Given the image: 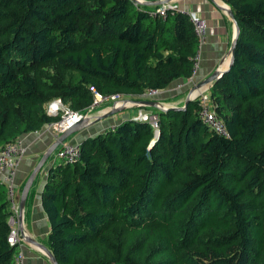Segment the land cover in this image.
Returning a JSON list of instances; mask_svg holds the SVG:
<instances>
[{
	"label": "trees",
	"instance_id": "1",
	"mask_svg": "<svg viewBox=\"0 0 264 264\" xmlns=\"http://www.w3.org/2000/svg\"><path fill=\"white\" fill-rule=\"evenodd\" d=\"M223 2L238 34L208 98L228 136L191 99L154 107L151 145L155 127L132 116L83 137L41 188L59 264H264V0ZM196 42L183 12L131 0H0V146L58 120L51 97L83 113L89 85L143 95L188 78ZM9 214L0 181V264L16 251Z\"/></svg>",
	"mask_w": 264,
	"mask_h": 264
},
{
	"label": "crops",
	"instance_id": "2",
	"mask_svg": "<svg viewBox=\"0 0 264 264\" xmlns=\"http://www.w3.org/2000/svg\"><path fill=\"white\" fill-rule=\"evenodd\" d=\"M174 2L178 9L195 11L205 20L207 26L206 39L201 45L199 67L192 75L191 81L187 78L173 80L170 82V85L161 88L155 96V99L162 102L176 101L177 103H181L191 83L205 78L216 68L223 70L228 67L229 47L233 38L234 25L225 9L222 8L223 3L221 0H174ZM154 7L155 5H148L146 9L152 10ZM113 116L115 114L95 120L80 128L79 131H75L70 135L69 140L79 142L83 137L110 127L123 119L119 118V116L112 119ZM19 139L26 147V154L19 161L14 175L18 204L22 187L30 171L39 159L42 151L52 141L50 130L45 127H42L37 133H24L19 136ZM41 167L34 175L28 187L22 209L21 226L26 235L49 248L47 235L50 226L41 205V188L45 180L48 165L40 173ZM16 226H18L17 222ZM16 249L21 251L24 264H51L47 255L43 253L46 252L45 249L36 245L33 241L23 238Z\"/></svg>",
	"mask_w": 264,
	"mask_h": 264
},
{
	"label": "built area",
	"instance_id": "3",
	"mask_svg": "<svg viewBox=\"0 0 264 264\" xmlns=\"http://www.w3.org/2000/svg\"><path fill=\"white\" fill-rule=\"evenodd\" d=\"M167 9H173L181 11L188 16L189 21L192 24L194 34L196 36V48L193 55L190 59L192 73L187 78L191 81L192 75L199 67V59L201 53V45L205 42L207 26L205 20L199 16L195 11L178 9L174 0H170L166 3L155 6L152 10V14H159L161 16L165 15ZM194 83H191L193 85ZM190 85V86H191ZM207 88L205 87L200 92L193 95V99H197L200 102V108L198 111L199 118L201 121L212 128L221 136H228V131L223 119L216 114L214 109L211 107L208 98ZM89 89L92 93V101L89 105V108L85 112H79L77 110L69 109L67 106L63 105L59 99H54L47 103V106L44 107V110L49 115H59V119L56 121H50L45 123L43 127L50 130L54 134L53 138L62 131L63 128L70 125L72 122L76 121L83 114L87 113L90 110L94 109L101 104L98 109H108L112 103L118 105L117 102L121 103L122 95L119 93H101L94 86L89 85ZM159 88H147L143 92L145 98H155L159 93ZM129 105V102H126V106ZM133 118L139 120H147L155 128L156 126V114L149 113L146 111L138 110ZM40 130V129H39ZM39 130H34L32 132L37 133ZM26 151V147L22 144L19 137L5 142L0 146V181L4 183L6 189V195L9 200V210L10 214L7 216V223L9 230L7 233V241L9 245L19 246L20 241L23 239L18 232V227L16 226L17 214H18V195L14 185V175L16 167L19 161L22 159ZM54 158L58 161L63 162H74L80 156L79 142H72L70 140L62 141L53 151ZM54 162V159L52 160ZM12 264H24L23 255L19 249H16L12 257Z\"/></svg>",
	"mask_w": 264,
	"mask_h": 264
},
{
	"label": "water",
	"instance_id": "4",
	"mask_svg": "<svg viewBox=\"0 0 264 264\" xmlns=\"http://www.w3.org/2000/svg\"><path fill=\"white\" fill-rule=\"evenodd\" d=\"M131 1L134 2L135 4L157 6V5L166 3L170 0H131ZM221 2L223 3L222 8L225 9V11L229 15V17L232 20L233 25H234L233 38L231 40L230 47H229V59H228V67H229V65L232 62V56H233V52H234L236 37L238 34V25H237V22L233 16L232 11L230 10L229 6L225 2H223V0H221ZM227 68H225L223 70L216 68L209 75H207L205 78H203V79L195 82L193 85H191L188 88V90L184 96V99L182 101V105H166L162 101L155 99V98H152V99L151 98L131 99V98L127 97V98H123L121 100V103L118 105H114V103H112L111 106L108 109H104V111L92 113V114L87 112V113L83 114L80 118H78L76 121L72 122L70 125L63 128L62 131H60L52 139V141L47 145V147L42 151L39 159L37 160V162L33 166L32 170L30 171V173H29V175H28V177H27V179H26V181L22 187L20 197H19V207H18L19 209H18V214H17V225H18L17 227H18V232H19L20 236H22L23 238H25L29 241H33L36 245L40 246L41 248H44L46 252H43V253H45L47 255L51 264H59L49 248L45 247L44 245L40 244L38 241L34 240L33 238H31L25 234V232L23 231V227L21 226L22 225L21 223H22V209H23V204H24V200H25V196H26L28 187H29L34 175L40 169V167L44 164L47 157L52 153V151L62 141L66 140L75 131L79 130L80 128H82L88 124H90L91 122H93L95 120H99L101 118H105L111 114L118 112L119 110H121L123 107L126 106V102L131 101L133 103H137V104H141V105L152 106V107L158 108L160 110H166L169 108L182 109L185 107V105L187 104V102L189 100L193 99V93L195 92V90L197 88H199L200 86L206 85V84H207V87H209ZM157 125H158V121H156V126ZM158 134H159V131L156 127L154 130V137L149 142V145H151L153 143L155 138H157ZM79 143H80V141H79Z\"/></svg>",
	"mask_w": 264,
	"mask_h": 264
},
{
	"label": "rangeland",
	"instance_id": "5",
	"mask_svg": "<svg viewBox=\"0 0 264 264\" xmlns=\"http://www.w3.org/2000/svg\"><path fill=\"white\" fill-rule=\"evenodd\" d=\"M142 5V4H141ZM145 8H147V6L148 5H143ZM55 71H52L51 72V70H50V73H54ZM171 84V83H170ZM189 88V87H188ZM188 88H187V90H188ZM187 92V91H186ZM207 92H208V88H207ZM143 95H135V94H127V95H122V98H131V99H135V98H143L142 97ZM145 98V97H144ZM54 99H59L61 102H62V104L63 105H65V106H67L69 109H71L70 108V104H68V102H65L61 97H59V96H54V97H51L49 100H47V101H45L44 103H43V107H45V106H47V103L48 102H50V101H52V100H54ZM173 99V98H172ZM165 100H167V99H165ZM169 100V99H168ZM131 102V101H130ZM164 104H166V105H169V104H177V105H182V102L181 103H177L176 101H169V102H163ZM102 105H104V104H101L100 106H102ZM100 106H97V107H95L94 109H92L93 111H91L90 109H89V111H88V113H97V112H101V111H104V109H98ZM89 108V106L87 107V109ZM73 110V109H72ZM138 110H142V111H146V112H149V113H154V112H152V111H155V109H154V107H152V106H147V105H141V104H136V103H133V104H129V105H127V106H125V107H123L121 110H119L118 112H116V113H114L115 114V116H113L112 117V119H115V117H117V116H119V118H125V117H129V116H132V115H134ZM59 113V112H58ZM57 113V114H58ZM114 114H111V115H114ZM102 119V118H101ZM104 129H101V130H99V131H97V132H94V133H92L91 135H93V134H96V133H98V132H100V131H103ZM77 131H79V130H77ZM33 133V132H32ZM44 133H47V132H44ZM51 133V132H50ZM53 136H54V134H52L51 133V139H53ZM89 136V135H88ZM69 138H70V136L66 139V140H69ZM71 141V140H70ZM25 154H26V151H25ZM24 154V155H25ZM54 159V162H58V159H55L54 158V155H53V153H51L48 157H47V159H46V161H45V163H44V165L41 167L42 169H41V171H40V173L42 172V170L44 169V167L46 166V165H48L49 166V164L50 163H52V160ZM39 175H41V174H39ZM39 177V176H38Z\"/></svg>",
	"mask_w": 264,
	"mask_h": 264
},
{
	"label": "bare ground",
	"instance_id": "6",
	"mask_svg": "<svg viewBox=\"0 0 264 264\" xmlns=\"http://www.w3.org/2000/svg\"><path fill=\"white\" fill-rule=\"evenodd\" d=\"M205 87H207V84L206 85H203V86H200L199 88H197L195 90V92L193 93V95H195L196 93L200 92L202 89H204ZM117 104H120L119 102H117ZM129 104H133V102H129ZM137 104V103H136ZM169 105H177V104H169Z\"/></svg>",
	"mask_w": 264,
	"mask_h": 264
}]
</instances>
